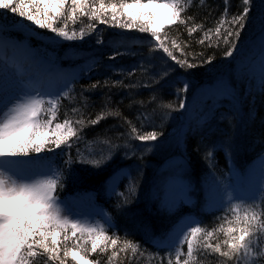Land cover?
<instances>
[{"label":"snow or ice","instance_id":"1","mask_svg":"<svg viewBox=\"0 0 264 264\" xmlns=\"http://www.w3.org/2000/svg\"><path fill=\"white\" fill-rule=\"evenodd\" d=\"M205 6L206 0H0V264H132L145 257L157 264H264V168L259 187L245 189L216 167L217 152L231 159L239 147L234 121L246 127L256 116V95L264 96V0L259 6L238 0L235 11L233 0H224L214 27L189 14ZM246 29L259 33L247 54L230 73L193 91L190 70L215 67L217 54L231 61ZM197 32L202 50L189 54ZM86 40L88 48L82 47ZM65 41L77 42L69 46L72 55H55ZM125 57L134 62L123 65ZM96 69L106 78L82 84L101 74ZM141 87L151 89L147 99H137ZM105 88L100 112L86 116L91 94ZM121 88L128 91L119 103L127 99L131 118L111 107L110 93ZM108 117L126 130L82 152L86 129ZM217 120L227 121L233 133L215 128ZM216 131L223 138L209 144ZM197 137L193 150L204 147L210 169L206 204L222 211L219 223L209 228L183 216L156 233L131 212L143 186V161L167 143L175 148L170 159L180 161L170 175L186 177L185 152ZM77 165L102 175L101 191L115 198L116 212L130 214L142 240L127 229L122 237L111 213H76L58 196ZM154 187L146 199L174 215L183 200L161 199Z\"/></svg>","mask_w":264,"mask_h":264},{"label":"trees","instance_id":"2","mask_svg":"<svg viewBox=\"0 0 264 264\" xmlns=\"http://www.w3.org/2000/svg\"><path fill=\"white\" fill-rule=\"evenodd\" d=\"M260 2L261 0H256L257 6H259ZM237 3H238V0H233V9H232L233 11L236 10ZM223 10H224V0H206L205 7H193L190 10L189 14L195 15L196 21L198 23L204 22L207 27H214L216 19L220 17ZM3 11L4 10H0V12H3ZM210 11H211V15H209ZM8 15L11 16L12 14L8 13ZM254 15H255V10H254ZM206 17L207 19H205ZM16 19H19V18L16 17ZM99 26L105 27L104 25H99ZM39 31H45V30L40 29ZM181 32H182L181 38L184 40H188L189 38H188L186 31L181 29ZM253 32L254 30L252 29L245 30L242 40H241L240 48L246 45L247 41L252 36ZM15 35H18V34L15 33ZM139 35H146V34H139ZM172 35H176L175 30H173ZM201 35H202L201 32H197L195 34L194 38L191 41L192 46L191 48L188 49L189 54L193 51L199 53L202 50L201 46L195 42L196 38H199ZM86 42L88 43L87 45H90V42H88L87 40ZM66 46L67 45L63 43L62 46L59 48L62 50L57 49L55 52L56 55H59V54L62 55L63 49ZM144 52L147 53V48L144 49ZM179 54L180 53L177 52V55ZM208 54H211V53L209 52ZM133 62H134V58H131V57H125L120 61V63H122L125 66L131 65ZM227 62L231 63L232 60L227 61ZM224 63H225V60L222 57V55L217 54V60L214 61L215 67L192 69L190 70L191 75L189 78L194 80L193 83L195 85L198 82L202 81L209 74L211 73L214 74L213 73L214 71L220 70L219 66L221 65L220 67H222ZM96 71L101 74L92 76L91 80L84 79L81 81V83L87 85V84L94 82L96 79L103 80L104 78H106L102 74L100 69H96ZM109 75H113V74L109 73ZM139 76L140 74L137 73L138 78ZM113 78H122V77H120L117 74V75H113ZM128 80H131V78H128ZM107 91L108 90L105 88L101 90H96L93 94H91L90 98L93 104L91 107H89L86 110L85 112L86 116L88 113H91L94 116L95 114H98L100 112L103 106L104 93ZM127 91H128L127 89H123V88L113 89V93H110L112 101H113L111 107L113 108L119 107L121 112H123L125 115H129V118H131L132 113H130L129 109L125 106L128 103L127 99L124 100L123 104L119 103L121 98L127 95ZM135 91L139 93V95L137 96V99H147L151 94V89L149 88L141 87L139 89H136ZM167 98H171V97L169 96ZM65 104H67V102H65ZM250 106H251L250 102L246 101L244 105V111L247 112ZM255 107H256L255 119L249 122L246 127L234 121V123H236L234 136H235L236 143L239 145V147L234 152L231 160L238 168H242L245 165V163H248L254 157L261 155V154L264 155V143H262V141H264V96H260L259 94L256 95ZM221 111H226V109H221ZM62 113H63V109H62ZM174 125H175V122H172L169 130H171V128H173L172 126ZM214 127L217 129L223 130L224 132L229 133V134L233 133V129L229 126L227 121L217 120L214 123ZM109 129H111V131H107ZM125 130H126V126H120V122L117 117H108L107 119L102 120L99 125L86 129L87 142L81 144V150L82 152L97 150L100 147V145L98 143H95V141L108 139L114 136L117 132H121ZM222 138L223 137L221 136L220 131L213 132L208 138L209 144L212 141L219 140ZM192 140L194 142L192 143L190 141L188 145V149H187V153L189 155L190 165H191L190 169L188 170L187 177L191 179L192 182L199 184L203 176V173H204V165H203V168L201 169L199 165H201L202 162H199V161H202L200 159L205 149L202 146L199 152L194 151L193 146L197 142L198 137ZM172 149H174V147H172ZM73 151H75V149ZM167 153L168 152L164 153L163 149L160 147L157 151L154 152L153 156L152 154H150L145 157L143 161L145 175L143 178V186L140 190V197H141V191L143 190V188H145L144 185L147 179L150 176H152L153 170L157 172V170H155V167L163 161ZM227 160L228 159H226L223 151L216 153L217 172L219 171L222 173L223 172L228 173ZM101 180H102V175L97 172L92 171L90 167L77 165L73 173L65 181L63 188L58 192V196L60 198H65L66 200L71 201L73 203H77L78 205H86L89 203L88 205L99 206L103 210H106V212L111 213V215L115 218V222L118 225V229L122 237H123L125 230L127 229L130 232V234L134 236L136 240H142V235L139 232H135L132 229V225L130 226V225L123 224L120 218L121 217L120 214H123V213L116 212L115 208L113 207V205L116 202L115 198L107 199L105 197L104 193L101 191ZM150 184L151 182H147L146 188L150 186ZM138 206L139 205L137 202L134 205H132L131 212L137 213L139 218L143 222L147 223L148 225L151 226L152 229H154L157 225V223L154 221V216L150 212H147V207L144 210ZM221 215H222V211L217 212L215 215L200 216V220H202V226H208L209 228L214 227L216 224L219 223L216 217H219ZM166 225L167 224H161L159 228L161 230L165 229ZM113 231H115V229ZM149 247H151V245H149ZM132 264H157V262L155 260H152L151 257H145V258L139 259L138 261H132Z\"/></svg>","mask_w":264,"mask_h":264},{"label":"rangeland","instance_id":"3","mask_svg":"<svg viewBox=\"0 0 264 264\" xmlns=\"http://www.w3.org/2000/svg\"><path fill=\"white\" fill-rule=\"evenodd\" d=\"M103 28H105V27H100V29L102 31H103ZM17 34L19 35V33H17ZM65 42H66L67 46L63 49V54L62 55L59 54L57 56H71L72 55L73 49L70 48L69 46L76 44L77 42L76 41H65ZM32 43H33V45H35L38 42L34 40V41H32ZM82 47H83V45H82ZM66 49H67V51H66ZM59 50H62V49H59ZM54 52H56V50H54ZM55 55H56V53H55ZM61 62H63L64 66H68L71 63L67 59H65ZM172 127L174 128L175 125ZM191 142L193 143L194 141L191 140ZM168 151H171V148ZM185 154L188 156L187 151L185 152ZM203 154H204V152H203ZM153 155H154V153H152V156ZM200 160H202V161H199V162H202V163H201V165H199V167L202 169L203 165H204V172H207L204 175L206 178L208 176L209 171H210V169L208 167V162H207V164H204L205 160L203 159V155H202ZM262 167H263V159L260 158L259 160L255 161L251 164L250 170L247 173H242V174L236 175V173H235L236 171L233 169L232 175H236V176L233 178V182H231V181L230 182L233 185H239L240 187L245 188V189L248 187L249 184L255 185L258 188L259 187L258 182L260 179V173H261ZM205 178H204V180L206 181ZM172 183H173L172 181H167V182H164L163 184H161L160 186H158V189H159L158 195L160 196L161 199L166 198L169 200H176V198L178 196L177 189L178 188L185 189V186H184L185 183L184 182L177 181V183H180L181 185L178 184L176 187ZM208 189H209V184L206 181V190H205L206 194H208ZM71 207H72L74 212L80 213V214H83L86 216L98 212L97 209L92 208V207H81V206H71Z\"/></svg>","mask_w":264,"mask_h":264},{"label":"bare ground","instance_id":"4","mask_svg":"<svg viewBox=\"0 0 264 264\" xmlns=\"http://www.w3.org/2000/svg\"><path fill=\"white\" fill-rule=\"evenodd\" d=\"M204 164H207V162L205 161ZM219 173H222V172H219ZM223 174L225 175V177H228L229 179H231V175L229 173L223 172Z\"/></svg>","mask_w":264,"mask_h":264}]
</instances>
